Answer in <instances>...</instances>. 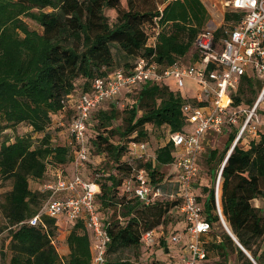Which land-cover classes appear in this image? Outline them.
Instances as JSON below:
<instances>
[{
	"label": "trees",
	"instance_id": "trees-1",
	"mask_svg": "<svg viewBox=\"0 0 264 264\" xmlns=\"http://www.w3.org/2000/svg\"><path fill=\"white\" fill-rule=\"evenodd\" d=\"M161 8V13H159ZM243 13L227 10L223 24L215 32L218 41L225 32L238 23ZM29 19L41 28H29ZM208 12L200 0H0V131L24 124L41 138L16 137L13 142L0 143V180L10 182L4 193L0 211L4 223L0 234L9 231L8 264H90L91 240L81 222L71 223L65 238L69 253L60 256L54 246L57 222L43 217L45 228L27 221L42 206L47 195L42 185L47 180L49 168L67 174L66 166L72 162L75 143L69 146L52 144L46 132L52 116L75 115V101L90 94L94 79L106 78L114 65L112 49L121 52L129 62L126 68L116 69L128 73L138 58H150L163 66L173 63H194L198 58L192 51L198 33L204 29ZM159 26L155 47L147 46L148 31ZM80 82V84H77ZM261 89V81L252 74H245L231 95L233 107H251ZM131 98L130 105L119 112L113 102ZM192 101L188 96L163 83L145 82L130 93L121 92L111 100H104L90 112L87 133L95 120L96 137L92 141L99 154H105L119 176L102 174L88 179L99 186L95 206L104 229L110 237L107 255L126 248L141 247L142 234L171 223L177 215L180 197L160 198L149 207H142L134 198L122 191L123 181L130 176L132 166L126 154L131 141L144 142L145 126L166 127V143L156 148L147 161H137L136 169H144L149 182L164 184L170 176H164L158 168L170 166L174 160V146L169 135L185 130L186 116L182 105ZM108 104L106 107L105 105ZM140 112V114H139ZM123 113L121 124L114 121ZM238 127L228 126L224 150H211L207 162L209 169L199 174L193 182L205 183L196 201L203 207V217L210 225L206 234L213 237L205 241V260L215 259V264H264V250L260 240L264 238V211L254 207L251 201L264 199V133L243 134L235 140ZM117 137L119 142L111 139ZM148 147V143H147ZM86 152L91 158V143L87 135ZM149 152V148H148ZM227 157V158H226ZM220 184V209L231 234L250 255L253 262L241 251L223 229L214 202V181L222 162ZM86 162V164L88 163ZM85 164V166H86ZM84 166V167H85ZM201 170V171H200ZM98 173V174H99ZM202 174V175H201ZM123 175H126L123 178ZM200 178V180H199ZM39 186L32 190L29 181ZM119 205L123 210V222H112L103 208ZM184 230V229H183ZM213 230V231H212ZM220 240H218V238ZM161 245H166L161 238ZM231 255L235 261L230 262ZM107 264H128L108 262Z\"/></svg>",
	"mask_w": 264,
	"mask_h": 264
},
{
	"label": "built area",
	"instance_id": "built-area-1",
	"mask_svg": "<svg viewBox=\"0 0 264 264\" xmlns=\"http://www.w3.org/2000/svg\"><path fill=\"white\" fill-rule=\"evenodd\" d=\"M210 3L217 18L221 15L217 13V3L241 11L243 15L218 41L215 38L217 28L202 29L193 44V51L198 55L194 63L163 66L155 63L153 56L138 58L128 73L114 70L106 78L94 79L90 94L81 95L75 101V115L69 126L75 143L71 162L73 172L67 174L59 169L50 172L52 178H47L42 185L47 197L27 223L32 226L41 224L45 228L43 217L55 219L56 222L61 219L69 223L81 222L91 240L90 264H107L110 243L95 206L99 186L81 178V169L89 160L86 152L89 115L102 101L114 99L121 92L130 93L145 82L163 83L165 78L174 80L175 91L185 89L188 82L194 88V95L190 97L192 101L185 102L181 108L186 116L185 130L169 135V141L174 146V160L169 166L173 168L170 178L160 186L152 185L145 170L135 168L137 161L153 158L148 152L147 143L131 141L126 159L132 170L122 184L123 193L128 198H134L142 207H149L160 198L169 200L180 197L177 210L184 219L185 227L181 234L171 236L173 243L185 240L186 253L181 257L180 264H202L206 257L202 236L210 230V225L203 217V207L196 201L193 188L199 174L198 158L204 152L206 136H217L228 126H236L238 130L232 149L243 134L264 133V0H210ZM158 33V25L148 31L147 46L155 47ZM247 73L261 81V89L251 107H233L231 95ZM225 161L226 158L214 181V202L221 223L224 220L219 199ZM169 183L177 186L176 190L167 192L164 186ZM159 228L143 233L141 245L152 244L160 232Z\"/></svg>",
	"mask_w": 264,
	"mask_h": 264
},
{
	"label": "rangeland",
	"instance_id": "rangeland-1",
	"mask_svg": "<svg viewBox=\"0 0 264 264\" xmlns=\"http://www.w3.org/2000/svg\"><path fill=\"white\" fill-rule=\"evenodd\" d=\"M202 4L205 5V8L208 12V20L204 26L210 27V28H219L223 24V15L224 13L229 10L230 8L223 7L219 3L216 4L217 6V13L221 14L219 15V18L214 14V11L210 8V0H202ZM212 16V19L209 17ZM25 22L29 26V28L41 31V28L36 25L34 22H32L29 19H25ZM216 29V30H217ZM193 51V48H192ZM113 58H114V65L110 71H114L116 69H122L126 68L125 63L129 62L128 59L125 58V56L119 52L116 49H112ZM183 65H190L189 62H185ZM79 83L77 84H80ZM163 83L167 86H169L171 89L175 88V82L172 78H165L163 80ZM191 85V84H190ZM187 92V95L193 96L194 95V88L187 85L185 89L180 90V93L182 95ZM131 98H120L117 99L113 104L118 109L119 112H122V110L128 105H130ZM106 107L108 104L105 105ZM121 115L118 116V118L114 121V125H120L121 119L123 116V113H120ZM140 114V112H139ZM73 116V112L69 111L66 114H60L58 116L53 117L52 116V122L47 128L46 132H48L51 135L52 138V144L55 145H66L69 146L72 143V139L69 137L67 129L68 126L71 123ZM145 129L147 131V137L144 139L148 143L149 153L153 154V152L158 148L159 146H162L166 143L167 138V131L168 129L166 127H154L152 125L145 126ZM96 125L95 120L91 122L88 130V138L90 139L91 143V158L90 161L86 164L84 168L81 169V173L85 175L86 178L93 180V177L99 176L101 178V181H104V178L108 174H114L119 176L117 170L111 165V162L109 158L105 154H99L94 149L92 145V141L96 137ZM248 134V133H247ZM250 135V134H248ZM29 136L32 140H36L37 138H41L42 134H36L33 133L27 125L19 124L12 128H7L2 131H0V143L2 141L7 142H13L16 137H25ZM227 139L226 132H223L220 135L217 136H209L207 140L204 141V152L199 157L198 166L199 169L202 168L203 172H207L209 169V164L207 162V157L211 150H217L219 153L224 150V144ZM114 143L119 142L117 137H113L111 139ZM218 170V168H216ZM53 170V168H49L47 178L51 179L52 175H50V172ZM105 172V177L100 174V171ZM159 172L163 175V177L168 176L171 172L169 166H162L158 168ZM201 171V170H200ZM99 173V174H98ZM202 175V174H201ZM126 175H123V178H125ZM200 180V178H199ZM29 186L32 190H36L39 188L37 182L35 180L29 181ZM166 188V191L169 192L171 189L177 188V186L169 183L165 184L164 186ZM10 189V182L7 181L5 183H1L0 180V202L3 201V195L5 192H7ZM102 211L105 214V216L108 218V220L112 222H123L125 220V217H123V210L119 205H113L108 208H103ZM171 223L169 221L167 224L162 225V227L159 228V233H157V238H154V241L152 244L148 246H141L138 249L137 248H126L123 250H120L118 252H111L107 255V261L108 262H127L128 264H180L178 261V254L181 255L180 251L182 249V245L179 243H173L171 241V236L176 235L180 232L181 227H179L180 218L177 215H174L171 217ZM63 222V221H62ZM4 223V219L2 217L1 211H0V224ZM69 224V223H67ZM66 221L63 222L61 227H58V230L56 231L55 235V243L54 246L59 252L60 255V247L61 245H65V237L70 231V225H67ZM67 226V227H66ZM179 228V229H178ZM161 238L165 240L166 245H161ZM9 231L6 229L0 234V264H8L9 260V251H8V243H9ZM182 246V247H181ZM218 259H208L204 261L202 264H215ZM230 262L235 261V256L231 255L229 258Z\"/></svg>",
	"mask_w": 264,
	"mask_h": 264
},
{
	"label": "crops",
	"instance_id": "crops-1",
	"mask_svg": "<svg viewBox=\"0 0 264 264\" xmlns=\"http://www.w3.org/2000/svg\"><path fill=\"white\" fill-rule=\"evenodd\" d=\"M201 1V3H203L202 2V0H200ZM204 5V4H203ZM204 7H205V5H204ZM209 17L211 18V16H210V14H209ZM191 83L190 82H188L187 83V85H189V86H191L192 88H193V86H192V84L190 85ZM184 95H186V96H188L189 98L190 97H193V96H189V95H187V92H185V94ZM209 136H213V135H207L206 136V138H205V140H207L208 138H209ZM226 142V141H225ZM224 146H225V144H224ZM229 152V151H228ZM228 154V153H227ZM198 161H199V158H198ZM66 170L69 172V173H72L73 172V164L72 163H70V164H68L66 167ZM170 168V170H171V172L173 171V168H171V167H169ZM52 171H54V168H53V170ZM51 171V172H52ZM47 175H48V172H47ZM205 183H202V181L200 182V184H199V187L198 186H193V188H194V192L197 194V193H199V191H201V187L204 185ZM251 204L254 206V207H256V208H259V209H261L262 211H264V199H262V198H256V199H253L252 201H251ZM65 222V220L64 219H61V220H59V221H57V228L58 227H61L62 226V224H63V222ZM67 223H69V222H66V224ZM67 225H70V227L69 228H71V223H69V224H67ZM179 227H181V230H180V232L178 233V235L179 234H181V231L184 229V227H185V223L184 222H181V223H179ZM67 227V226H66ZM179 229V228H178ZM223 229H224V227H223ZM213 231V230H212ZM68 235V234H67ZM66 238V237H65ZM212 236H211V233L210 234H204L203 235V239L205 240V241H209V240H212ZM218 238V240H220V238L219 237H217ZM179 244H181L182 246V249H181V251H180V253H181V255L180 254H178L179 256V258H178V261L180 262L181 261V257H183V255H185V253H186V250H185V248H184V246H185V240L184 239H181L180 240V242H179ZM262 250H264V238H262L261 240H260V251H262ZM59 253V252H58ZM60 256H63V257H65V256H67V254L69 253V250H68V247H67V245L65 244V245H61V247H60Z\"/></svg>",
	"mask_w": 264,
	"mask_h": 264
},
{
	"label": "water",
	"instance_id": "water-1",
	"mask_svg": "<svg viewBox=\"0 0 264 264\" xmlns=\"http://www.w3.org/2000/svg\"><path fill=\"white\" fill-rule=\"evenodd\" d=\"M231 150H229L227 157L229 156V154L231 153ZM226 157V158H227ZM225 231L228 233V235L231 237V239L236 243V245L241 249V251L253 262L252 258L250 257V255L242 248V246L237 242V240L234 238V236L231 234V231L229 230V228L227 227V225L224 223H222ZM254 263V262H253ZM255 264V263H254Z\"/></svg>",
	"mask_w": 264,
	"mask_h": 264
}]
</instances>
